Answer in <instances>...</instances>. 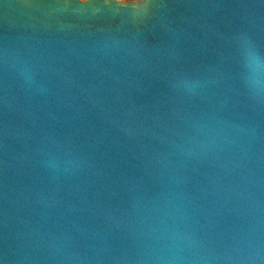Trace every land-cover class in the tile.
Segmentation results:
<instances>
[{"label": "water", "instance_id": "obj_1", "mask_svg": "<svg viewBox=\"0 0 264 264\" xmlns=\"http://www.w3.org/2000/svg\"><path fill=\"white\" fill-rule=\"evenodd\" d=\"M0 264H264V0H0Z\"/></svg>", "mask_w": 264, "mask_h": 264}, {"label": "rangeland", "instance_id": "obj_2", "mask_svg": "<svg viewBox=\"0 0 264 264\" xmlns=\"http://www.w3.org/2000/svg\"><path fill=\"white\" fill-rule=\"evenodd\" d=\"M121 1H136V0H121Z\"/></svg>", "mask_w": 264, "mask_h": 264}]
</instances>
